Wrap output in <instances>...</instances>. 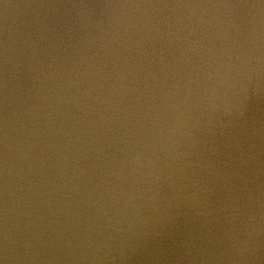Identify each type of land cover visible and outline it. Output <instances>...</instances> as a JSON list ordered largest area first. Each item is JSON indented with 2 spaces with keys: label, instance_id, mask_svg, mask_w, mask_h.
<instances>
[{
  "label": "water",
  "instance_id": "water-1",
  "mask_svg": "<svg viewBox=\"0 0 264 264\" xmlns=\"http://www.w3.org/2000/svg\"><path fill=\"white\" fill-rule=\"evenodd\" d=\"M0 264H264V0H0Z\"/></svg>",
  "mask_w": 264,
  "mask_h": 264
}]
</instances>
